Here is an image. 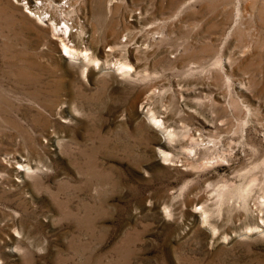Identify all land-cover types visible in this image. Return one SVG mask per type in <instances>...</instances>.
<instances>
[{
  "label": "rangeland",
  "instance_id": "rangeland-1",
  "mask_svg": "<svg viewBox=\"0 0 264 264\" xmlns=\"http://www.w3.org/2000/svg\"><path fill=\"white\" fill-rule=\"evenodd\" d=\"M38 1L0 0V264H264V0Z\"/></svg>",
  "mask_w": 264,
  "mask_h": 264
},
{
  "label": "bare ground",
  "instance_id": "bare-ground-1",
  "mask_svg": "<svg viewBox=\"0 0 264 264\" xmlns=\"http://www.w3.org/2000/svg\"><path fill=\"white\" fill-rule=\"evenodd\" d=\"M65 2H69V0H65ZM26 3H27V1H26ZM30 12L34 13L32 11H30ZM39 20L43 21L42 19H39ZM50 27H51L52 34L54 35V38L59 41V45L62 49H64V52L66 53L67 58L71 59L72 61H76V62L80 61L83 63H89L91 61H95L96 64L99 63L98 60L93 59L89 55L87 50L75 48L72 46V44H70V42H69V36H70L69 26L65 25L64 29H60L56 25H52ZM109 67L117 68V69L130 68V66L128 64L120 62V61H115L113 63H109ZM152 118L157 123L161 124L159 119H155L154 116H152Z\"/></svg>",
  "mask_w": 264,
  "mask_h": 264
},
{
  "label": "built area",
  "instance_id": "built-area-1",
  "mask_svg": "<svg viewBox=\"0 0 264 264\" xmlns=\"http://www.w3.org/2000/svg\"><path fill=\"white\" fill-rule=\"evenodd\" d=\"M23 2H24V4H26L25 6H26V8H28L29 6H28V1H31V0H22ZM26 1H27V3H26ZM38 4H40V1H38V0H34V3L32 4V6L33 7H38L37 5ZM30 11H32V12H35V13H31ZM26 12H28L29 14H31V15H36V14H39L40 12H43V10H41V11H38V10H36V8H32V10H30V9H27V11ZM43 14H45V15H48V17H49V14H46L45 12L43 13ZM33 15V16H34Z\"/></svg>",
  "mask_w": 264,
  "mask_h": 264
}]
</instances>
